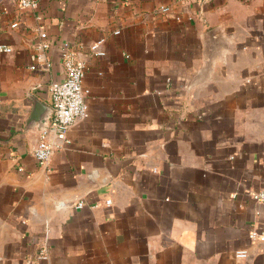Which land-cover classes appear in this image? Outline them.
<instances>
[{"label": "crops", "instance_id": "1", "mask_svg": "<svg viewBox=\"0 0 264 264\" xmlns=\"http://www.w3.org/2000/svg\"><path fill=\"white\" fill-rule=\"evenodd\" d=\"M19 1L0 0V264H264V0ZM101 38L90 110L41 165L33 101L52 106L64 43Z\"/></svg>", "mask_w": 264, "mask_h": 264}, {"label": "built area", "instance_id": "2", "mask_svg": "<svg viewBox=\"0 0 264 264\" xmlns=\"http://www.w3.org/2000/svg\"><path fill=\"white\" fill-rule=\"evenodd\" d=\"M20 5L23 8H37L38 3L35 0H20ZM19 25L18 22L13 23L14 27ZM40 42L36 48L41 56L50 48L49 35L46 31L40 30ZM105 39L101 38L92 42L87 50L75 49L69 43L63 44L62 60L65 69L63 79L54 80L50 85V94L52 101L53 113L50 121L45 128L39 130L37 146L34 149V157L39 164H47L55 151L62 148L69 140V130L71 126L78 120L86 117L90 107L87 102V96L90 94V89L85 86L84 78L86 75V67L88 57L104 56ZM12 47L0 43V53L12 52ZM50 63L45 62L44 68L48 69ZM36 69V65L31 66ZM1 101V99H0ZM251 196L259 203L264 204V187L251 192ZM111 200L106 203L110 204ZM85 202L80 200L76 207L81 208ZM256 232L251 233V237H257ZM237 258H248L247 249H239L235 253ZM49 254L46 251H41L39 258L42 260L48 259Z\"/></svg>", "mask_w": 264, "mask_h": 264}, {"label": "water", "instance_id": "3", "mask_svg": "<svg viewBox=\"0 0 264 264\" xmlns=\"http://www.w3.org/2000/svg\"><path fill=\"white\" fill-rule=\"evenodd\" d=\"M211 36L213 37V41L210 45L211 50L209 56V64H212L217 49V43L216 41H214V32H211ZM52 113L53 109L51 106L43 103L38 99H35L32 104L30 116L26 122V127L29 129L33 127H38L39 130L45 128L47 123L50 121Z\"/></svg>", "mask_w": 264, "mask_h": 264}, {"label": "rangeland", "instance_id": "4", "mask_svg": "<svg viewBox=\"0 0 264 264\" xmlns=\"http://www.w3.org/2000/svg\"><path fill=\"white\" fill-rule=\"evenodd\" d=\"M260 124L254 123V129H259ZM14 238L11 227L5 225L3 219L0 218V257L4 258L8 253V245ZM7 245V246H6Z\"/></svg>", "mask_w": 264, "mask_h": 264}]
</instances>
